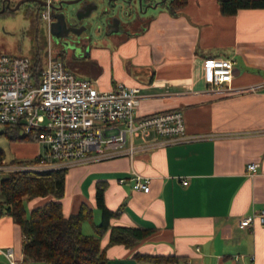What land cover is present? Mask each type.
I'll return each mask as SVG.
<instances>
[{
    "label": "crops",
    "instance_id": "crops-1",
    "mask_svg": "<svg viewBox=\"0 0 264 264\" xmlns=\"http://www.w3.org/2000/svg\"><path fill=\"white\" fill-rule=\"evenodd\" d=\"M144 22L129 34L93 41L87 55L83 47L64 62L85 58L84 69H74L101 90L139 87L138 116L180 111L185 133L197 138L149 148L141 146L154 138H139L131 157L67 169L59 199L63 216L86 203L99 223L95 192L100 183L105 206L121 207L111 225L152 230L133 249L106 247V264L149 262L134 260L135 252L176 256L175 264H264V226H237L252 210L264 209V8L228 16L220 13L217 0H187L177 16L164 10ZM206 57L233 60L231 91L204 82ZM249 163L258 164L253 176L247 174ZM134 174L148 178V192L132 189ZM48 199L24 201L25 216ZM86 222L81 231L94 235ZM108 235L100 236L101 248ZM7 246L17 264H41L25 258L18 225L2 215L0 248ZM0 264H6L2 255Z\"/></svg>",
    "mask_w": 264,
    "mask_h": 264
},
{
    "label": "built area",
    "instance_id": "built-area-1",
    "mask_svg": "<svg viewBox=\"0 0 264 264\" xmlns=\"http://www.w3.org/2000/svg\"><path fill=\"white\" fill-rule=\"evenodd\" d=\"M40 13L45 27L44 66L38 82L30 72L27 56L0 53V124L16 126L23 134H33L42 146L36 161L2 166L7 172L67 170L121 156L131 157L138 148L134 140H154L142 148L166 146L197 138L185 133L180 111L170 110L138 116L140 88L118 84L101 90L91 79L76 77L57 55L52 45L50 24L52 0ZM204 82L212 89L231 91L234 62L231 58L202 60ZM257 163L246 166L253 176ZM132 189L148 192L149 180L134 174ZM119 178L120 184L125 183ZM186 184V181L182 182ZM264 226V209L252 210L238 220L240 229L255 223ZM6 264H17L11 246L0 248ZM251 259H253L251 257Z\"/></svg>",
    "mask_w": 264,
    "mask_h": 264
},
{
    "label": "trees",
    "instance_id": "trees-1",
    "mask_svg": "<svg viewBox=\"0 0 264 264\" xmlns=\"http://www.w3.org/2000/svg\"><path fill=\"white\" fill-rule=\"evenodd\" d=\"M156 0H144L153 3ZM187 0H166L159 5L165 7L169 15L177 16ZM219 11L223 15L232 16L240 9L264 8V0H217ZM24 16L30 22L31 47L29 55L30 72L38 82L43 67L45 47V27L40 13L43 7L31 2L26 4ZM5 13H12L4 11ZM64 62L63 56L57 53ZM65 65V62H64ZM66 67V65H65ZM67 68V67H66ZM4 134L12 141L35 142L33 134H23L16 126L6 125ZM3 152L0 150V160ZM37 157L21 163L30 164ZM66 170L19 171L7 172L0 180V216L8 215L18 225L23 236V255L25 258L41 264H106L105 248L123 245L133 249L145 240L152 230L147 228L111 225L110 220L119 215L121 207L109 210L103 199L104 187L97 185L95 200L100 210L99 223L93 221L92 209L81 203L78 210L69 216H63L60 198L64 195ZM56 197L51 199V197ZM48 197L43 204L34 207L29 216H25L23 199ZM89 222L94 235H86L81 231L83 222ZM109 232L104 248L100 246V236ZM134 260H147L152 264H175L178 257L133 254Z\"/></svg>",
    "mask_w": 264,
    "mask_h": 264
},
{
    "label": "rangeland",
    "instance_id": "rangeland-1",
    "mask_svg": "<svg viewBox=\"0 0 264 264\" xmlns=\"http://www.w3.org/2000/svg\"><path fill=\"white\" fill-rule=\"evenodd\" d=\"M162 1V0H159ZM106 2L99 4V10L105 6ZM27 5H22L18 10L14 11V13H5L0 15V53H4L12 56H28L31 47L30 34L28 30L30 29V22L24 16L25 9ZM78 5H71L69 8L76 9ZM110 8L116 16H119L121 19L127 18V13L132 14L131 6L129 7L127 4L123 3V0H113L110 3ZM166 10L165 7L157 6L152 9L149 8L143 15L145 18H149L150 16H155L159 12ZM98 20L97 15L93 16L91 21H93V26L91 30L88 32V37H91L92 41H97L96 38L97 28L95 26L96 21ZM88 48H84L85 55L88 54ZM75 57V55H74ZM86 59L77 55L76 58L72 62H65V65L69 68L71 72L75 74L78 78H83V76L76 71L74 68L76 67L78 70L80 68L84 69L86 63L84 62ZM43 66H44V57H43ZM83 66V67H82ZM89 69V68H86ZM90 71V70H89ZM8 126L4 124H0V150L3 152V157L1 159L2 166H9L11 164L16 165L22 161L31 160L36 154L42 152V146L38 142H25V141H12L5 134L4 130L7 129ZM0 161V162H1ZM6 170H0V180L6 175ZM1 198V196H0ZM56 197L52 196L51 199H55ZM28 199H23V202ZM25 211L27 209L26 202H24ZM26 217L29 215V210L26 212ZM86 224H88L86 222ZM89 226V225H86ZM136 264H150L146 261H141Z\"/></svg>",
    "mask_w": 264,
    "mask_h": 264
},
{
    "label": "flooded vegetation",
    "instance_id": "flooded-vegetation-1",
    "mask_svg": "<svg viewBox=\"0 0 264 264\" xmlns=\"http://www.w3.org/2000/svg\"><path fill=\"white\" fill-rule=\"evenodd\" d=\"M18 1L19 0H0V14L4 11L14 13V11H11L10 8H13ZM58 1L59 0H54V3L57 4ZM163 1L166 0H156L153 3H144V0H141V7H139L138 0H123V3L127 4L129 7L131 6L132 14L128 12L127 18L121 19L119 16H116L110 8V3H112L113 0H86L84 5L81 7L79 16L82 17L88 14L94 7L93 2L97 3V11H99V14L97 15V11H95L90 13L89 17L86 18L72 20L66 19L64 22L61 21L60 24L54 28L53 32L50 33L53 48L56 53L66 59L67 54L73 55L75 50H80L83 47H89L90 43L93 41L87 34L93 26V21H91V19L95 16V14L98 17L95 24V26H98L96 38L99 40L107 39L113 35L129 34L131 31L137 30L144 25L145 16L143 14L150 8L149 5L156 2L159 5V3ZM101 2H106V4L102 10H99V4ZM30 3H23L16 10H18L22 5ZM78 6H81V4ZM145 6L148 7L146 11L143 12ZM63 7L68 9L71 15L74 12L73 8H69V6L65 4H63ZM52 21L53 18L51 12V22Z\"/></svg>",
    "mask_w": 264,
    "mask_h": 264
},
{
    "label": "water",
    "instance_id": "water-1",
    "mask_svg": "<svg viewBox=\"0 0 264 264\" xmlns=\"http://www.w3.org/2000/svg\"><path fill=\"white\" fill-rule=\"evenodd\" d=\"M30 2L38 3V4H40V6H46L47 5V3L43 0H19L13 8H10V10L15 11L21 4L30 3ZM85 2H86V0H59L57 2V4H55L54 0H52V2L48 4L49 7L51 8L52 18H53V21L50 24V32L52 33L54 28L56 26H58L61 21L64 22L66 19L72 20V19L86 18V17H89L90 13L97 11V3L93 2L94 3L93 9L88 14H86L85 16H82V17L79 16V12L81 10V7L84 5ZM63 4H65L67 6L81 4V6H78L76 9H74V12L71 15L70 11L63 7ZM138 5H139V7H141V0H138ZM157 5H158V3L156 2L152 5H149V7L150 8H156ZM147 7L148 6H145V8L143 9V12L146 11ZM96 13L98 15L99 11H97Z\"/></svg>",
    "mask_w": 264,
    "mask_h": 264
}]
</instances>
